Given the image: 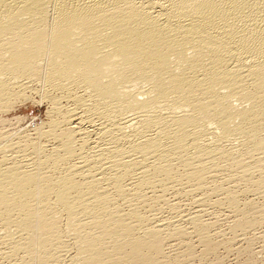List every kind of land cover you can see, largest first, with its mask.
I'll return each mask as SVG.
<instances>
[{
	"label": "bare ground",
	"instance_id": "obj_1",
	"mask_svg": "<svg viewBox=\"0 0 264 264\" xmlns=\"http://www.w3.org/2000/svg\"><path fill=\"white\" fill-rule=\"evenodd\" d=\"M260 201L264 0H0V264H257Z\"/></svg>",
	"mask_w": 264,
	"mask_h": 264
},
{
	"label": "rangeland",
	"instance_id": "obj_2",
	"mask_svg": "<svg viewBox=\"0 0 264 264\" xmlns=\"http://www.w3.org/2000/svg\"><path fill=\"white\" fill-rule=\"evenodd\" d=\"M39 101H40L39 97H37L36 95H32L29 99L15 104L14 107L10 111H8V112H6L4 114H1V118L3 117V119H6V121L9 123V125L7 124L8 126H6V130H8V131L10 129H11L10 131H14V130H20L21 131V130H23V131H25L27 133L32 134V130H34V128H36L37 126L39 127V126L43 125L45 122L47 123L48 120H49V115L47 113L48 112V105L46 103L42 102V101H40V102ZM13 116L14 117L16 116V117L14 118ZM13 120H14V122H13ZM16 123L17 124L19 123V124L17 125ZM46 123L43 125L44 127L46 126ZM9 127H11V128H9ZM21 128H23V129H21ZM259 203L262 206V209H263L262 211H263V215H264V208H263L264 207V201H260ZM224 224H222V228L225 227L227 229L228 224L227 223H224ZM226 225H227V227H226ZM225 228H223V229H224V231L226 233V229ZM258 231L261 232L260 234L263 236L264 227H262L261 230L259 229ZM250 237L251 236H249V238ZM247 238L248 237H245L244 238L245 240L239 241V243L236 242L234 244V246H233V250L232 251H225L223 249H219L218 250V256L221 259L223 258L222 259L223 264H235V263L236 264H253L252 261L249 262V260H248L249 258L247 256V250L245 251V249L247 247L246 245L248 244L247 243V241H248ZM251 238H250L251 241L255 239V238H252V239ZM255 242H257V243H255ZM255 245H257V246H255ZM244 247H245V249H244ZM251 247H252L253 253H255V252L260 250L258 252V253H260V255H258V253L254 254L253 258H255L254 259L255 262L257 264H264V249L262 250L261 242L258 241V238L254 240V243L251 245ZM235 248H237L238 251H237V249L235 250ZM197 251H199L198 248H197ZM239 251H240V254H238ZM235 261H237V262H235ZM258 261H259V263H258ZM194 264H197V263L195 262Z\"/></svg>",
	"mask_w": 264,
	"mask_h": 264
}]
</instances>
